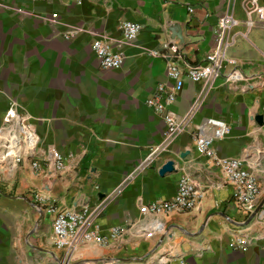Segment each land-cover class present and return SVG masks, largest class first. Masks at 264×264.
Returning a JSON list of instances; mask_svg holds the SVG:
<instances>
[{"label": "crops", "instance_id": "obj_1", "mask_svg": "<svg viewBox=\"0 0 264 264\" xmlns=\"http://www.w3.org/2000/svg\"><path fill=\"white\" fill-rule=\"evenodd\" d=\"M256 0H0V128L14 102L31 116L40 137V158L48 148L61 152L66 169L35 175L28 163L0 172V264H61L52 241V218L32 206V193L56 200L64 209L100 210L94 229L106 246L84 245L71 264H264V216L250 220L232 198L236 186L219 165L195 149L191 131L183 134L154 165L127 181L163 139L166 124L152 105L160 84L172 87L167 64H202L216 50L215 30L226 15L246 31L229 56L255 77L237 86L219 78L194 119L225 120L231 133L214 143L219 159L242 157L256 172L264 209V20ZM264 8V0H257ZM190 9L193 11L190 12ZM142 26L125 42L122 23ZM83 28L79 35H64ZM103 39L124 57L117 70L103 69L92 42ZM176 45L179 56L165 49ZM147 50L162 51L166 58ZM203 89L185 79L170 109L189 111ZM169 160L177 172L159 175ZM203 194L186 213L160 218L142 207L173 198L181 179ZM114 229L120 233L110 237ZM238 236L251 243L234 248Z\"/></svg>", "mask_w": 264, "mask_h": 264}, {"label": "built area", "instance_id": "obj_2", "mask_svg": "<svg viewBox=\"0 0 264 264\" xmlns=\"http://www.w3.org/2000/svg\"><path fill=\"white\" fill-rule=\"evenodd\" d=\"M44 1V0H35ZM107 1V0H103ZM261 20H264V8L256 7ZM193 10L190 9V12ZM246 31H235L238 25L232 15H226L217 25L215 30L217 38L216 50L209 53L202 64L187 68L180 67L176 62L167 64V75L173 82L172 87L160 84L157 88L152 105L163 117L166 129L163 139L159 144L151 146L145 159L137 165L127 181L136 178L143 171L152 167L157 159L178 140L180 136L191 131L196 151L209 159L214 160L225 175L235 186L233 199L235 206L251 216L261 205L262 189L256 172L249 168L248 161L242 157L219 159L214 149V143L223 140L231 133L230 125L220 118H209L199 124L194 123L196 114L202 108L206 95L213 88L215 82L224 77L227 84L237 86L241 83L251 82L255 77L244 74L240 63L229 56V50L241 38H246L248 32L254 28L255 21L248 12ZM142 26L135 22L122 23V36L125 42L134 41L140 34ZM83 28H76L64 35L66 39L79 35ZM92 50L99 57L103 69L117 70L123 67L124 57L116 51L106 40L95 39ZM165 49L170 50L176 57L179 50L176 45L165 44ZM153 57L166 58L168 54L158 50H147ZM195 83H202L203 89L194 101L189 111L179 115L170 109L178 95L183 90L185 79ZM40 155V137L31 122V116L18 102H14L4 118V126L0 128V172L11 173L18 166L28 163L32 172L39 175L47 169V172L56 175L66 169L65 156L55 148H48L43 158ZM32 206L42 214L52 218V241L58 250L64 252L61 264H71L73 256L87 244L106 246L109 238L101 236L94 229V224L100 214V210L90 211L84 208L80 211L69 210L60 207L56 200L46 198L38 192L32 193ZM203 198V194L196 184L187 178L180 180L176 195L159 202H152L142 207L144 214L154 215L160 218L170 217L174 213H186L194 210ZM264 216L261 208L257 217ZM120 233L114 229L110 237ZM251 243L249 236H238L232 246L242 248ZM169 258L162 257L160 264H168ZM181 264H188L181 262Z\"/></svg>", "mask_w": 264, "mask_h": 264}, {"label": "water", "instance_id": "obj_3", "mask_svg": "<svg viewBox=\"0 0 264 264\" xmlns=\"http://www.w3.org/2000/svg\"><path fill=\"white\" fill-rule=\"evenodd\" d=\"M256 121L259 125L262 126L264 124V116L263 115H257ZM177 171L178 170L176 168L175 161L169 160L159 169V175L161 177H164L167 174L176 173ZM262 207H263V203L259 206V208L256 210V212L251 216L250 220H252L260 212Z\"/></svg>", "mask_w": 264, "mask_h": 264}, {"label": "rangeland", "instance_id": "obj_4", "mask_svg": "<svg viewBox=\"0 0 264 264\" xmlns=\"http://www.w3.org/2000/svg\"><path fill=\"white\" fill-rule=\"evenodd\" d=\"M263 197H264V195H263Z\"/></svg>", "mask_w": 264, "mask_h": 264}]
</instances>
